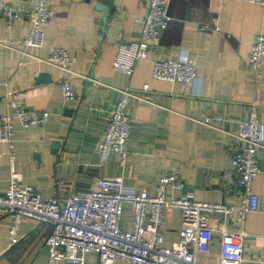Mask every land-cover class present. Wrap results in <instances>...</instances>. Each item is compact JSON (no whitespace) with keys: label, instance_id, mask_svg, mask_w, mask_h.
<instances>
[{"label":"crops","instance_id":"crops-1","mask_svg":"<svg viewBox=\"0 0 264 264\" xmlns=\"http://www.w3.org/2000/svg\"><path fill=\"white\" fill-rule=\"evenodd\" d=\"M49 2L54 14L45 29L43 47L29 48L26 55L0 43V113L16 101L51 114L44 126L24 127L14 121L13 165L21 173L22 183L45 198L64 199L74 192L90 190L100 175L122 176L125 190H145L155 195L161 175L174 172L184 185L181 190L169 186L168 198L186 196L240 205V198L228 195L224 187L235 179L231 156L240 143V123L253 108L264 122V67L257 75L248 62L256 36L264 34V5L245 0H172L168 28L151 45L149 57L127 75L113 68L117 46L139 38L149 0ZM203 25L210 28L202 29ZM30 29L27 17L12 26L0 19V42L23 40ZM58 47L70 52L73 72L46 61ZM168 57L192 58L198 81L183 85L154 78V61ZM44 72L49 78L41 80ZM65 80L76 90L73 99L63 95L61 83ZM145 84H149L148 90H144ZM127 89L135 93L128 99L129 156L122 164L118 155H111L100 166L98 143L111 109ZM217 113L226 117L225 131L201 121ZM55 140L59 141L56 150ZM1 149L3 194L10 183L12 162L9 144L3 143ZM257 158L261 172L253 187L264 202V147ZM210 219L214 238L211 252L200 256L203 263L219 262L223 229H229L246 233L241 238L242 264H264V212H249L242 219L238 214L226 216L215 211ZM133 220L134 207L127 203L121 227L131 229ZM11 224L9 215L0 214V264H49L46 239L51 224L25 218L15 244L10 243ZM181 227L182 210L170 208L161 229L166 245L179 239ZM84 264H99V255L89 253ZM114 264L135 263L117 259Z\"/></svg>","mask_w":264,"mask_h":264},{"label":"built area","instance_id":"built-area-1","mask_svg":"<svg viewBox=\"0 0 264 264\" xmlns=\"http://www.w3.org/2000/svg\"><path fill=\"white\" fill-rule=\"evenodd\" d=\"M172 0H149L148 12L142 21L139 38L122 41L117 46L113 68L132 75L139 61L149 57L151 45L157 43L170 22L169 6ZM224 1V0H221ZM264 5V0H245ZM53 10L49 0H27L15 3L0 1V19L8 26L28 18L30 33L23 40H6L1 44L17 49L28 55L29 48L43 47L46 42L45 29L51 25ZM210 28L209 25L201 26ZM53 66L73 72V59L65 48H55L46 59ZM249 65L257 75L264 67V34H258L251 45ZM153 77L161 80L180 82L183 85L198 81L196 63L192 58L168 57L156 59L153 64ZM98 82L96 79H92ZM65 99L76 95L74 86L67 80L61 83ZM149 84L144 85V90ZM135 93L123 91L118 103L110 111V119L98 143L99 164L104 165L111 155H118L124 164L129 156L131 118L128 113V99ZM142 97V96H139ZM51 118L49 111L35 109L11 101L9 109L0 113V154L1 145L8 143L12 169L10 183L5 193L0 194V214L9 215L12 224L9 228L10 243L19 241V230L25 218L37 223H49L52 228L46 239L49 251V264H84L86 256L95 252L99 264H114L117 259L135 264H205L201 255L211 252L214 230L210 215L221 211L226 216L238 214L245 219L249 212H264V202L254 190V181L260 174L257 152L264 147V122L253 108L249 117L240 123L237 137L240 143L232 149L231 163L235 179L224 187L228 195L238 196L240 205L203 202L191 197L168 198L167 190L183 188L182 178L174 172L161 175L156 194L147 191H127L122 176L100 175L90 190L77 191L60 199L57 196L45 198L34 187L24 185L22 176L14 168L13 152L14 121L24 127L44 126ZM202 123L225 131L226 117L222 113L206 115ZM130 203L134 207L132 228L121 227L123 207ZM182 210V227L179 239L171 245L164 243L161 229L166 213L170 208ZM245 232L223 229V240L217 264H242L244 245L241 240ZM236 236L237 238H235Z\"/></svg>","mask_w":264,"mask_h":264},{"label":"water","instance_id":"water-1","mask_svg":"<svg viewBox=\"0 0 264 264\" xmlns=\"http://www.w3.org/2000/svg\"><path fill=\"white\" fill-rule=\"evenodd\" d=\"M102 8H104V7H102ZM41 76H42L41 80H46L47 78H49V77H48L49 74H48V73H45V72L42 73ZM58 145H59V141H58V140H55V141L53 142V148H55V150H56V148L58 147Z\"/></svg>","mask_w":264,"mask_h":264}]
</instances>
